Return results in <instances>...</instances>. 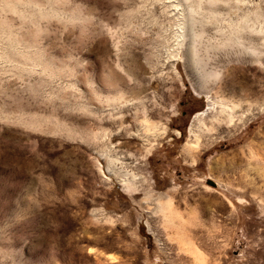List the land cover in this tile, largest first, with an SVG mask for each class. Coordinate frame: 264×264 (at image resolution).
<instances>
[{
  "label": "rangeland",
  "instance_id": "obj_1",
  "mask_svg": "<svg viewBox=\"0 0 264 264\" xmlns=\"http://www.w3.org/2000/svg\"><path fill=\"white\" fill-rule=\"evenodd\" d=\"M184 236L264 264V0H0V264H197Z\"/></svg>",
  "mask_w": 264,
  "mask_h": 264
},
{
  "label": "bare ground",
  "instance_id": "obj_2",
  "mask_svg": "<svg viewBox=\"0 0 264 264\" xmlns=\"http://www.w3.org/2000/svg\"><path fill=\"white\" fill-rule=\"evenodd\" d=\"M8 6L10 7V8L9 7L8 8L9 9H12L13 12H14V11H17V8H18L19 4L18 5L17 4H14V5L12 4V6L11 5H8ZM34 8H35V10H37L36 7H34ZM38 9H39V7H38ZM38 12L37 13L40 14V11H38ZM43 13H45V12H43ZM35 15H37V14H35ZM41 15L42 14H40L39 17ZM43 15H45V14H43ZM181 25H184V22H182ZM183 28L184 27L181 28V30H182L181 31V35H180L181 37L183 36V34H186V33H183ZM7 39L11 43L10 44V49H11L10 52H11L12 56L17 57V58H20L21 57L22 59H27V61H30L31 63H35L36 65L37 64L39 65V62L42 61V59H40V57H41L40 55H35V54L30 53L29 52V49H28V51H21V50H19L18 49V46H17L18 41H13L12 39H10V37L7 38ZM29 47L32 48L30 45H29ZM37 51H38V49H37ZM175 59H177V58H175ZM40 65H41V63H40ZM175 72L177 73V70L176 69H175ZM214 108H215V103L212 102L211 104H209L207 111L201 112V113H199V114L196 115L195 122L198 123L197 127H201L202 123H204L202 121L201 117H203L204 115H206L209 110H212V109L214 110ZM220 109H221V112H224V111L226 112L225 107L223 105H221V108ZM231 112H232V110H231ZM193 126H196V125H193ZM142 127H143L144 133H158L159 137H162L166 133V128H164V130H163L162 129L163 126H158L157 124L156 125L155 124L152 125L151 124V121H149V120L144 121L142 123ZM161 129L163 130V133H159L161 131ZM177 135L180 136L181 133L180 132H177ZM194 148L195 149H197V148L200 149V146L198 144H196ZM113 165H114V161L113 160H110V162H109L110 168ZM118 172L121 173V171H118ZM126 174H128V172H126L125 174H123V176H126ZM149 197H152V195H149ZM162 200H163V197L162 196H158L157 197V201L159 202L157 212L162 217L163 227L165 228L166 231L169 232L170 235H173L175 232L176 233H179V231H181V224L183 225L184 228H186V226L188 224H191L192 223V220H194V218L192 216V212H190V211H184V210L180 209V207L175 204L174 199L172 197H170V196L167 198L166 201H162ZM178 238L179 239H178L177 243H178L180 249L184 250L189 256H191L194 259V262L195 263L198 264V263L203 262L204 259L202 257L201 251H200L199 247L197 246L196 242H194L191 238H190V240L186 239L185 236L184 237H178ZM110 259L113 260L114 258L111 257Z\"/></svg>",
  "mask_w": 264,
  "mask_h": 264
},
{
  "label": "snow or ice",
  "instance_id": "obj_3",
  "mask_svg": "<svg viewBox=\"0 0 264 264\" xmlns=\"http://www.w3.org/2000/svg\"><path fill=\"white\" fill-rule=\"evenodd\" d=\"M214 183V182H213Z\"/></svg>",
  "mask_w": 264,
  "mask_h": 264
}]
</instances>
